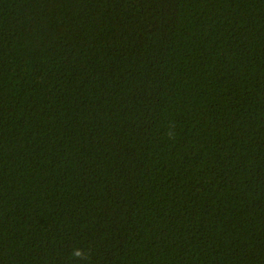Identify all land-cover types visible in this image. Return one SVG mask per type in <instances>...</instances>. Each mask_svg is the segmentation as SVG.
<instances>
[{"label":"trees","instance_id":"trees-1","mask_svg":"<svg viewBox=\"0 0 264 264\" xmlns=\"http://www.w3.org/2000/svg\"><path fill=\"white\" fill-rule=\"evenodd\" d=\"M0 264H264V0H0Z\"/></svg>","mask_w":264,"mask_h":264},{"label":"clouds","instance_id":"clouds-1","mask_svg":"<svg viewBox=\"0 0 264 264\" xmlns=\"http://www.w3.org/2000/svg\"><path fill=\"white\" fill-rule=\"evenodd\" d=\"M77 254H79V253H77Z\"/></svg>","mask_w":264,"mask_h":264}]
</instances>
